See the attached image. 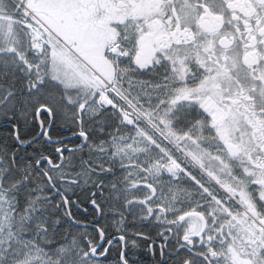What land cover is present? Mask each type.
<instances>
[{
  "label": "snow or ice",
  "instance_id": "6c2138e0",
  "mask_svg": "<svg viewBox=\"0 0 264 264\" xmlns=\"http://www.w3.org/2000/svg\"><path fill=\"white\" fill-rule=\"evenodd\" d=\"M0 122V264H264V0H0Z\"/></svg>",
  "mask_w": 264,
  "mask_h": 264
},
{
  "label": "flooded vegetation",
  "instance_id": "af4514ba",
  "mask_svg": "<svg viewBox=\"0 0 264 264\" xmlns=\"http://www.w3.org/2000/svg\"><path fill=\"white\" fill-rule=\"evenodd\" d=\"M5 128L6 126L0 127V141L6 140L9 144H11L12 143L11 138L8 136L7 132L5 131ZM74 132H76L77 135H73ZM53 138L63 139L64 144L67 146V148H74L77 145L81 144V139L78 137V129L71 127L64 121H58L57 126L53 129ZM45 147L47 148L48 152H54L55 146H45ZM21 151H23V149H21ZM29 151H31V149H29ZM64 155L67 156L68 152H65ZM57 163H59V160H57ZM51 175L55 183H58V181L60 182L59 172L55 170H51ZM109 183H111V181H109ZM73 198H77V197L74 196ZM109 202H111V204L108 203L107 205H105V209H108V211L104 209L105 212L118 209L120 212V217H124V216L127 217V220L123 222V230L125 231L126 234L135 233V232H147V233H151L153 235V238H155L156 231L159 228L166 227V225L163 223L153 224L151 221L147 223L142 222L139 219V217L141 215V212L146 210L142 209V206L140 205L139 207H137V204H133L131 208L125 210L123 204L119 206V203H116L110 199ZM112 203L113 204L115 203L117 207L115 206L114 209L110 208ZM120 203H123V199L121 200ZM80 214L81 216H83L85 221L88 222L89 230H91V227L94 226V222L98 221L102 227L107 229L109 238L118 235L115 229L121 226L120 217H117L115 220L111 216L96 217V215L92 211H88L87 214L80 212ZM161 219L163 220L164 217H161ZM133 220H135V223H133ZM133 238L134 237L130 236L128 248H127L128 264H161L158 251L156 256H153L151 253H149L147 251V242L144 240L137 241L138 246L134 247L131 243V240ZM121 248H122V244H114L109 253L107 261L112 260L118 264L117 255L121 250Z\"/></svg>",
  "mask_w": 264,
  "mask_h": 264
},
{
  "label": "trees",
  "instance_id": "16d2710c",
  "mask_svg": "<svg viewBox=\"0 0 264 264\" xmlns=\"http://www.w3.org/2000/svg\"><path fill=\"white\" fill-rule=\"evenodd\" d=\"M86 149H84V154H86ZM68 155H70V153H68ZM67 155V156H68ZM75 155H80V153H75ZM59 181H58V183H57V185L59 186ZM88 195H89V192H87V191H81L79 188H77L76 189V196L75 197H78L79 198V200H80V202L82 203V204H87V198H88ZM108 203H110L111 204V202H109L108 201ZM121 204H123V203H119V206L121 205ZM116 205H115V203L113 204L112 203V205L110 206V208H113L114 209V207H115ZM117 207V206H116ZM75 209V208H74ZM73 209V211L76 213V216H77V218L78 219H80V220H83V221H85V219L83 218V216H81V214H80V212H78V211H76V210H74ZM106 211H108V209H105ZM89 211H92L91 210V208H89ZM61 231H63V229H61ZM72 231L73 232H76L77 231V229L75 228V227H73L72 228Z\"/></svg>",
  "mask_w": 264,
  "mask_h": 264
},
{
  "label": "rangeland",
  "instance_id": "374dc122",
  "mask_svg": "<svg viewBox=\"0 0 264 264\" xmlns=\"http://www.w3.org/2000/svg\"><path fill=\"white\" fill-rule=\"evenodd\" d=\"M132 194L138 197L144 195V193L142 192H134ZM122 199H124V197H122ZM137 207H139V205H137ZM105 264H117V263L111 260V261H106Z\"/></svg>",
  "mask_w": 264,
  "mask_h": 264
},
{
  "label": "water",
  "instance_id": "95a60500",
  "mask_svg": "<svg viewBox=\"0 0 264 264\" xmlns=\"http://www.w3.org/2000/svg\"><path fill=\"white\" fill-rule=\"evenodd\" d=\"M75 148V147H74ZM69 149H72V148H69Z\"/></svg>",
  "mask_w": 264,
  "mask_h": 264
}]
</instances>
